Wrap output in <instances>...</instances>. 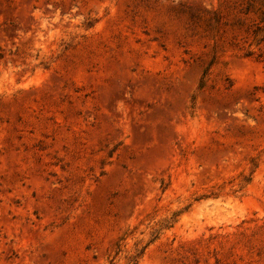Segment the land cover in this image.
I'll list each match as a JSON object with an SVG mask.
<instances>
[{
    "label": "rangeland",
    "instance_id": "obj_1",
    "mask_svg": "<svg viewBox=\"0 0 264 264\" xmlns=\"http://www.w3.org/2000/svg\"><path fill=\"white\" fill-rule=\"evenodd\" d=\"M0 264H264V0H0Z\"/></svg>",
    "mask_w": 264,
    "mask_h": 264
}]
</instances>
